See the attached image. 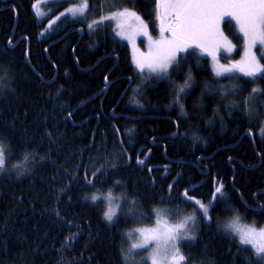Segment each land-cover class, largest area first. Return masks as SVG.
Masks as SVG:
<instances>
[{
  "label": "trees",
  "instance_id": "obj_1",
  "mask_svg": "<svg viewBox=\"0 0 264 264\" xmlns=\"http://www.w3.org/2000/svg\"><path fill=\"white\" fill-rule=\"evenodd\" d=\"M40 1L0 0V264H125L126 232L158 209L197 218L182 264H264L218 230L264 226V73L215 78L192 50L144 84L110 25L64 18L51 34ZM85 1L87 23L131 10L162 33L157 0ZM107 193L124 198L112 223L92 201Z\"/></svg>",
  "mask_w": 264,
  "mask_h": 264
},
{
  "label": "rangeland",
  "instance_id": "obj_2",
  "mask_svg": "<svg viewBox=\"0 0 264 264\" xmlns=\"http://www.w3.org/2000/svg\"><path fill=\"white\" fill-rule=\"evenodd\" d=\"M64 1L72 5L52 16L53 5ZM86 10L85 0H42L33 7L37 19H49L45 29L51 34L52 28L64 18L86 23L89 31L110 25L115 38L128 46L131 65L144 84L149 85L151 79L166 78L178 57L192 50L201 51L208 59L215 78L247 72L264 73V0H158L157 13L163 19L164 32L157 37L151 35L146 24L131 10L107 15L91 24L85 20ZM225 22L234 25L241 37L239 46L225 34ZM184 88L179 89L180 95L186 93ZM5 163L2 148L0 169ZM24 165L26 161L21 167ZM92 201L100 204L105 221L112 223L124 198L107 193L94 195ZM196 223L194 214L158 209L150 224H140L126 232L125 264H182L181 243L195 239ZM218 230L264 258V226L257 228L232 215L220 223Z\"/></svg>",
  "mask_w": 264,
  "mask_h": 264
},
{
  "label": "water",
  "instance_id": "obj_3",
  "mask_svg": "<svg viewBox=\"0 0 264 264\" xmlns=\"http://www.w3.org/2000/svg\"><path fill=\"white\" fill-rule=\"evenodd\" d=\"M77 32L79 33L80 38H82V36L84 35V31H83V29H78ZM13 47H14V46L10 45V42H9L8 48H9V49H12ZM106 86H108V84H106Z\"/></svg>",
  "mask_w": 264,
  "mask_h": 264
},
{
  "label": "flooded vegetation",
  "instance_id": "obj_4",
  "mask_svg": "<svg viewBox=\"0 0 264 264\" xmlns=\"http://www.w3.org/2000/svg\"><path fill=\"white\" fill-rule=\"evenodd\" d=\"M45 34H46V32L45 31H43L42 33H41V37H44L45 36ZM47 35H49V34H47ZM41 37H40V39H41ZM131 63V62H130Z\"/></svg>",
  "mask_w": 264,
  "mask_h": 264
}]
</instances>
